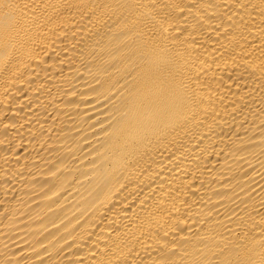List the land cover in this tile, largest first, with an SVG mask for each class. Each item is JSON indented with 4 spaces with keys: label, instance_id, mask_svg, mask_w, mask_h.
<instances>
[{
    "label": "bare ground",
    "instance_id": "bare-ground-1",
    "mask_svg": "<svg viewBox=\"0 0 264 264\" xmlns=\"http://www.w3.org/2000/svg\"><path fill=\"white\" fill-rule=\"evenodd\" d=\"M0 264H264V0H0Z\"/></svg>",
    "mask_w": 264,
    "mask_h": 264
}]
</instances>
